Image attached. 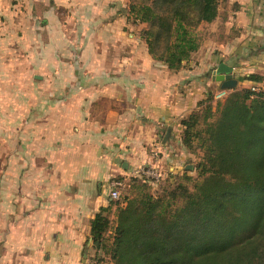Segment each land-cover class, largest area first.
<instances>
[{"label":"crops","instance_id":"0c3cea01","mask_svg":"<svg viewBox=\"0 0 264 264\" xmlns=\"http://www.w3.org/2000/svg\"><path fill=\"white\" fill-rule=\"evenodd\" d=\"M125 1L0 0V17L30 46L26 264H82L109 179L147 163L155 144L163 171L187 161L180 120L219 89L211 71L220 61H247L264 76V0H219L214 20L198 27L206 37L176 70L148 53L144 23L126 18ZM235 69L237 88L260 85Z\"/></svg>","mask_w":264,"mask_h":264},{"label":"trees","instance_id":"16d2710c","mask_svg":"<svg viewBox=\"0 0 264 264\" xmlns=\"http://www.w3.org/2000/svg\"><path fill=\"white\" fill-rule=\"evenodd\" d=\"M129 1L128 18L144 23L141 35L148 53L174 70L198 49L195 31L202 22L214 20L219 4V0ZM228 64L236 63L229 60ZM244 78L261 80L253 73ZM215 92L207 91L180 120V143L191 152L197 139L202 151L194 167L196 177L184 175L193 180L191 189L176 183L167 199L149 192L125 198L117 209L110 241L106 235L111 232V201L101 206L90 220L94 260L104 264H264V87H234L222 99H215ZM118 178L124 186L138 178L147 183L139 176ZM120 198L121 193L111 200Z\"/></svg>","mask_w":264,"mask_h":264},{"label":"rangeland","instance_id":"374dc122","mask_svg":"<svg viewBox=\"0 0 264 264\" xmlns=\"http://www.w3.org/2000/svg\"><path fill=\"white\" fill-rule=\"evenodd\" d=\"M129 4L130 1L126 0L125 15L130 22H134L135 20L128 18L127 15ZM13 23L15 21H7L5 15L0 17V264H26V102L30 98L26 84L28 81L32 82V79L26 75V51L30 47L29 43L26 42V36L22 38V29L20 30V27ZM195 32L201 43L208 29L202 25ZM229 60L232 59H228L227 62ZM247 63L243 61L242 64H238L239 66H232L236 67V75L239 76L240 73L244 76L246 72L252 71L251 73L259 75L261 80L260 85L244 82L243 87L252 85L256 88L264 87L262 72ZM200 121L197 128L201 127ZM198 145V140L194 139L187 161L181 164L176 173L169 174L166 168L158 181L151 183L146 180L149 184L141 183L139 181L142 180L141 178L134 182L128 180L121 191L120 200L115 202L105 196L107 205L111 201L108 208L111 232L106 235L109 241L112 237L117 209L119 205H124L125 198L141 196L149 192L167 199V193L176 183H186L191 189L193 180L185 179L184 175L196 177L194 167L202 155ZM183 171L188 172L186 174ZM168 176L172 183L167 180ZM174 177L175 180H172ZM106 189L108 193L109 182ZM9 194H11L10 201L6 198ZM90 255L86 256V259L93 260ZM86 259L82 264H85Z\"/></svg>","mask_w":264,"mask_h":264},{"label":"built area","instance_id":"2783aa9c","mask_svg":"<svg viewBox=\"0 0 264 264\" xmlns=\"http://www.w3.org/2000/svg\"><path fill=\"white\" fill-rule=\"evenodd\" d=\"M251 89H257L255 86H251ZM228 94L227 89H219L215 92L214 98L215 99H222ZM161 157V144L157 143L154 145V147L151 150L150 160L130 171V176H139L142 177L149 182H155L158 181L160 178H162V175L164 171L162 170V167L159 163ZM124 186V182L122 179L118 177H112L109 181V198L116 200L120 197V193L122 191V187ZM85 264H104L103 262L97 261V260H86Z\"/></svg>","mask_w":264,"mask_h":264},{"label":"water","instance_id":"95a60500","mask_svg":"<svg viewBox=\"0 0 264 264\" xmlns=\"http://www.w3.org/2000/svg\"><path fill=\"white\" fill-rule=\"evenodd\" d=\"M233 67L224 61H220L217 66L211 71V79L219 83L220 89H232L236 87L237 80L232 77ZM170 135V129H168L164 140Z\"/></svg>","mask_w":264,"mask_h":264}]
</instances>
